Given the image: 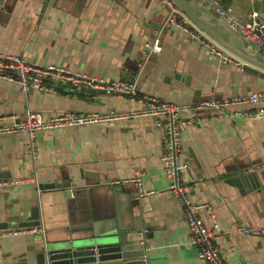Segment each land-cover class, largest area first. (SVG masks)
<instances>
[{
	"label": "crops",
	"instance_id": "0c3cea01",
	"mask_svg": "<svg viewBox=\"0 0 264 264\" xmlns=\"http://www.w3.org/2000/svg\"><path fill=\"white\" fill-rule=\"evenodd\" d=\"M187 1L200 6L197 0ZM218 1L238 18L254 11L264 21V0ZM211 16L216 14L211 11ZM165 18L166 7L159 0H0V52L109 81H135L140 95L162 101L185 103L264 90L263 68L233 54L237 63L218 64L198 43L165 25ZM155 41L160 50L148 53L145 44ZM246 50L264 62V52L254 42ZM128 66L137 71L131 75ZM54 88L24 93L0 79V126L17 122L27 110L107 114L143 105L126 95L71 92L67 83ZM254 111L251 104L201 111L184 133L182 178L191 197L207 201L217 217L224 234L218 245L228 264H264V235L239 230L264 229V189L244 193L229 183L239 170L264 167V117ZM25 141L22 133L0 135V178H28L0 187V221L26 220L37 203L41 226L16 233L0 228V264H38L43 237L63 239L85 231L90 222L103 229L107 221L129 215L128 192L136 188L141 191L142 232L149 234L142 239L145 264H202L189 243L176 198L147 193L163 190L168 181L160 162L162 130L153 119L40 131L35 157ZM71 168L85 172V186L69 193L37 188ZM258 174L264 188V170ZM136 176L140 184L127 181ZM208 214L200 212L206 224Z\"/></svg>",
	"mask_w": 264,
	"mask_h": 264
},
{
	"label": "built area",
	"instance_id": "2783aa9c",
	"mask_svg": "<svg viewBox=\"0 0 264 264\" xmlns=\"http://www.w3.org/2000/svg\"><path fill=\"white\" fill-rule=\"evenodd\" d=\"M209 8L216 16L222 17L229 25L255 42L264 51V21L257 12H249L244 18H238L229 7L222 6L218 0H198ZM166 7L165 25L173 26L190 41L198 43L207 54L215 58L218 64L237 63L238 60L226 49L214 42L201 29L194 25L170 0H159ZM148 53L160 50L158 41L145 44ZM0 79L18 85L24 93L30 90L55 91V86L67 83L69 91L85 88L102 89L104 93L117 96L126 95L137 104L142 105L125 112H110L107 114L62 112L44 115L37 111L27 110L22 119L11 125L0 126V135L22 133L26 136L25 147L31 156H36L37 133L64 128H76L94 124H113L115 121L150 118L162 130L163 152L160 156L161 167L167 178V186L163 190H149L147 193H168L174 196L183 210L184 222L188 232L189 243L196 248V257L202 264H228L222 256L218 241L224 234L215 214L210 212V205L205 200L194 199L189 194V185L182 178L185 162L182 159V145L187 126L197 120L201 111H225L230 106L251 104L255 106L253 115L264 117V90L250 92L246 95L222 99H202L194 102H169L140 95L135 81L105 80L81 72H72L66 66L58 64L37 65L26 61L20 54L0 52ZM246 114V113H242ZM1 179L0 187L26 180ZM36 181L35 178H30ZM140 184L138 176L131 180ZM118 182V181H117ZM201 211L208 212L209 223L206 224ZM26 228L11 229L13 233L25 231ZM145 230V229H144ZM239 230L246 234L264 235V229L254 226H240Z\"/></svg>",
	"mask_w": 264,
	"mask_h": 264
},
{
	"label": "water",
	"instance_id": "95a60500",
	"mask_svg": "<svg viewBox=\"0 0 264 264\" xmlns=\"http://www.w3.org/2000/svg\"><path fill=\"white\" fill-rule=\"evenodd\" d=\"M170 1L218 45L240 60L243 59L242 61H248L264 69L261 57L252 56L246 50L249 42L253 41L232 28L226 19L211 16L209 8L198 0L200 3L198 7L193 6L187 0ZM254 44L257 51H262L255 42ZM128 68L131 75L137 71V66H128ZM84 91L91 95L104 93V90L95 88H85ZM259 167L260 170H264V167ZM259 169L239 170L237 175L230 178L229 183L239 187L244 193L263 190L258 174ZM85 185V172L82 170V173H79L78 170L71 168L68 169L67 175L62 174L55 181L39 183L37 188L39 190L65 188L66 193H69L71 189ZM113 188L121 190L123 187L114 186ZM140 194L141 191L138 188L129 191L128 201L133 211L130 210L129 215L125 214L107 221L103 229L90 222L85 226V231H79L63 239L50 240L43 237L42 246L37 254L38 264H145V246L142 239L149 234L142 232L143 211H140L142 204ZM37 226H41L37 203L31 207L30 216L26 220L14 223L0 221V228L16 229Z\"/></svg>",
	"mask_w": 264,
	"mask_h": 264
}]
</instances>
